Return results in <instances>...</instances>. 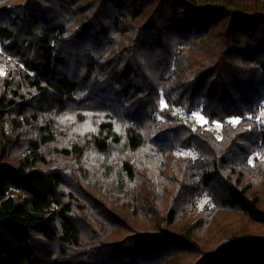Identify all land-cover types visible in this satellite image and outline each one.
I'll return each mask as SVG.
<instances>
[{"label": "trees", "instance_id": "16d2710c", "mask_svg": "<svg viewBox=\"0 0 264 264\" xmlns=\"http://www.w3.org/2000/svg\"><path fill=\"white\" fill-rule=\"evenodd\" d=\"M0 264H264V0H0Z\"/></svg>", "mask_w": 264, "mask_h": 264}, {"label": "rangeland", "instance_id": "374dc122", "mask_svg": "<svg viewBox=\"0 0 264 264\" xmlns=\"http://www.w3.org/2000/svg\"><path fill=\"white\" fill-rule=\"evenodd\" d=\"M193 118L200 124H204L209 127L216 128L217 130L221 129V124L215 123L211 124L207 119H205L200 113H195Z\"/></svg>", "mask_w": 264, "mask_h": 264}]
</instances>
